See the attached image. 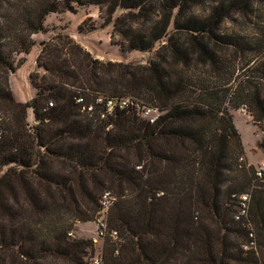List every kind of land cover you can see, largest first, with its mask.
<instances>
[{
    "label": "trees",
    "instance_id": "obj_1",
    "mask_svg": "<svg viewBox=\"0 0 264 264\" xmlns=\"http://www.w3.org/2000/svg\"><path fill=\"white\" fill-rule=\"evenodd\" d=\"M87 5L147 63L102 62L58 33L17 102L9 76L32 36ZM241 107L264 154V0H0V264H91L92 239L72 233L96 222L105 191L100 264H264V179L243 159ZM249 232L257 249L242 248Z\"/></svg>",
    "mask_w": 264,
    "mask_h": 264
},
{
    "label": "rangeland",
    "instance_id": "obj_2",
    "mask_svg": "<svg viewBox=\"0 0 264 264\" xmlns=\"http://www.w3.org/2000/svg\"><path fill=\"white\" fill-rule=\"evenodd\" d=\"M203 6L205 5H200L199 10H202ZM75 9L77 14H49L44 22L45 30L32 36L34 45L30 51L27 54L19 56L23 58V61L20 65L15 66L14 72L9 76V88L17 102L25 103L33 97L35 91L30 84L29 74L33 71H37L38 75L42 74L41 69H37L35 66V58L40 51V44L43 41H48L50 37L56 36L58 33L67 34L72 37L84 50L102 62L147 63L151 52L126 51L110 41L111 26L102 25L103 20L96 5L75 6ZM81 11L83 13H80ZM253 20H257L256 16L250 19L251 22ZM226 25L229 27L230 23ZM91 27H94V29L92 30ZM120 101H124L127 104L131 101V97L123 98ZM136 109L138 115L145 120L151 121L156 116V112L147 109L146 106H138ZM147 110H149V113H146ZM29 111L30 113H27V122L32 124L33 114L31 109ZM230 114L232 115L234 126L240 135L243 146V159L247 165H251L256 170L264 159V154L257 147L258 142L263 137V133L253 123L252 117L244 107L231 109ZM104 217L105 214L98 213L95 221L97 222L99 218L104 219ZM96 222L76 223L77 226H75L72 235L76 238L92 239L93 255L94 257H99L102 249V239L97 236ZM251 227L253 229L252 224ZM255 248L257 249L256 245Z\"/></svg>",
    "mask_w": 264,
    "mask_h": 264
},
{
    "label": "built area",
    "instance_id": "obj_3",
    "mask_svg": "<svg viewBox=\"0 0 264 264\" xmlns=\"http://www.w3.org/2000/svg\"><path fill=\"white\" fill-rule=\"evenodd\" d=\"M115 105L118 106V108H123L127 104L124 101H118L117 103L113 101H107L106 102V107L108 110H111ZM49 106H52L51 103H49ZM138 107V106H137ZM153 112H156L154 109L147 108ZM149 110H147L146 113H149ZM153 121V119L151 120ZM239 161H242V158L239 159ZM140 166H137L136 169H139ZM255 175L258 178H264V159L261 161L260 165L257 167L255 170ZM249 200L250 196L248 193L242 194L239 196V201H238V209L233 218L237 221L240 220V218H246L247 213H248V208H249ZM112 201V195L109 191H105L102 193L99 199V205H100V213L103 215L107 208L110 206ZM101 218V217H100ZM98 219V225H97V236L99 238H103L106 235L105 232V225L102 223V219ZM100 226V227H99ZM109 237L112 239H115L117 237V233L115 231H111L109 234ZM249 242L245 246H243V249H254L255 248V239H254V234L252 232H249L248 234ZM100 257H93L91 258V264H100Z\"/></svg>",
    "mask_w": 264,
    "mask_h": 264
},
{
    "label": "water",
    "instance_id": "obj_4",
    "mask_svg": "<svg viewBox=\"0 0 264 264\" xmlns=\"http://www.w3.org/2000/svg\"><path fill=\"white\" fill-rule=\"evenodd\" d=\"M47 41H43L40 45L42 46V44L46 43Z\"/></svg>",
    "mask_w": 264,
    "mask_h": 264
},
{
    "label": "crops",
    "instance_id": "obj_5",
    "mask_svg": "<svg viewBox=\"0 0 264 264\" xmlns=\"http://www.w3.org/2000/svg\"><path fill=\"white\" fill-rule=\"evenodd\" d=\"M95 224V223H94ZM76 226H77V224H76ZM96 227H97V224H96Z\"/></svg>",
    "mask_w": 264,
    "mask_h": 264
}]
</instances>
